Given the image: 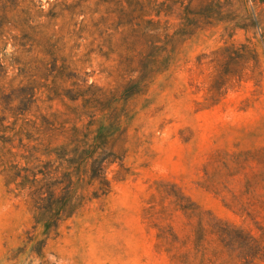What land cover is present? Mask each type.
I'll use <instances>...</instances> for the list:
<instances>
[{"label":"rangeland","instance_id":"rangeland-1","mask_svg":"<svg viewBox=\"0 0 264 264\" xmlns=\"http://www.w3.org/2000/svg\"><path fill=\"white\" fill-rule=\"evenodd\" d=\"M126 1L0 0V96L19 85L21 73L45 100L52 79L38 60L65 61L78 84L113 91L138 76L133 69L149 41L166 58L117 113L126 129L115 141L122 167L106 169L107 195L93 197L82 165L64 174L67 168L51 158L52 195L40 198L33 188L8 184L0 169V264H175L172 256L188 249L193 219L167 197H184L182 203L256 233L239 215L264 201V0H195L192 7L205 18L191 16L187 23L183 9L169 3L160 23L169 36L160 39L143 34L144 21L122 16ZM136 26L140 32L132 33ZM67 105L78 106L87 122L80 102ZM57 109H64L57 101L34 103L27 118ZM11 122L7 116L3 126ZM32 133L25 146L62 142ZM0 136L8 139L0 148L28 157L13 132ZM2 152L18 169L33 171L21 157ZM74 199L80 207L60 220L65 201ZM212 248L207 264H238Z\"/></svg>","mask_w":264,"mask_h":264},{"label":"trees","instance_id":"trees-1","mask_svg":"<svg viewBox=\"0 0 264 264\" xmlns=\"http://www.w3.org/2000/svg\"><path fill=\"white\" fill-rule=\"evenodd\" d=\"M194 2L195 0H165L164 2H158V0H127L125 2L126 7L120 5V12L122 16L125 13L126 17L127 15L135 16V18L147 23L148 27L143 29V34L150 39H160L162 36L163 38L169 36L166 27L163 29L160 27L161 16H166V8L168 10L169 5L183 9L181 19L185 23L189 21L191 16L205 18L204 13L200 9L192 7ZM65 10L72 12L75 16L85 15L82 10L78 11L70 7ZM123 24L121 26H124ZM131 29L132 33L140 32L137 26ZM23 38L26 39L25 36ZM145 46L148 51L145 54L139 53L136 63L137 67L133 69V73H137L138 76L118 90L105 91L93 85L78 84L80 81L77 75L65 64V61H62L61 65H57L56 58L53 61L38 60L40 67L48 72V76H51L52 79V86H45L48 92L45 100H42V95H39V88L30 86L29 79L18 73L16 77H21L19 85L8 94L0 96V112L2 113V117H0V126L2 127L0 132L4 134L13 132V136H16L19 140L17 148L26 147L24 150H28L29 154L28 157H24L6 149L5 146L0 148V169H2L1 173L6 178L7 183H14L23 188H33L30 192L33 197L51 196L52 187L49 186L50 180L56 176V171L53 172L56 166L52 167L50 164L51 158H53L54 162L57 161L67 168L64 174H68L71 169L73 171L78 170L81 165L86 167V183L89 186H94L93 197L107 195L111 190V181L107 179L106 169L116 163L120 168L122 167V156L120 149H115V141L122 134V131L124 130L123 132H125L126 129L124 127L121 131L122 124L119 121L121 116H117V113L124 107L122 105L124 99L139 94L146 87V81L149 76L155 70H158L160 61L166 59L157 55L156 41H149ZM3 50H5V47ZM131 61L133 62L132 59ZM218 78L223 79L224 77L218 74ZM67 84H69V87L66 86ZM220 88V86L217 88L212 87V90L217 93ZM55 101L64 107L63 112L57 109L46 115L39 114L35 116L34 120L27 118L31 115L29 109L33 107L34 103H53ZM67 102L71 104L80 102L82 108H86L89 111L87 122L83 123L81 117H78V106L67 105ZM35 107L38 108L36 105ZM46 108L51 110L53 105H49ZM97 114L101 116L100 119L102 121L97 118ZM7 116L12 118V122L10 126H3ZM70 116L73 117V121H66ZM19 121L21 123L18 125ZM55 125L59 127L55 128ZM109 131L111 132L108 134ZM32 132L43 135L48 134V137L51 138L55 135V139L60 137L62 142L56 148L52 147L51 143H47L41 148L33 145L25 146L22 143L23 138L28 141L31 140L34 135ZM5 138L0 136V143H6L8 139ZM2 149L7 151L8 156L15 158L19 156L24 159L26 165L28 164L29 167H32L33 171L24 170V168L18 169L16 164H12L5 157ZM41 157H44L47 161H42ZM11 170L12 172H10ZM22 170L24 172L29 171V173L22 175ZM55 183L57 185H65V182L63 183L62 181ZM169 198L173 200L172 203L177 206V209L187 220L193 219L192 237L189 240L188 249L182 254L172 256L171 259L174 260L175 264L209 263L210 258L207 254L212 245L218 246L223 253H226L229 260H235L238 264H260L264 261L263 200H258L256 203L251 204L252 211L247 212L245 217L239 215V217L244 220L247 219L255 225L256 233H252L243 227L223 221L210 213L199 210L192 203H182L184 199L186 200L184 197H167V199ZM65 202L64 211L59 214L60 220H66L71 217L80 207V203L76 199ZM234 213L238 215V212ZM193 261H197V263H193Z\"/></svg>","mask_w":264,"mask_h":264}]
</instances>
